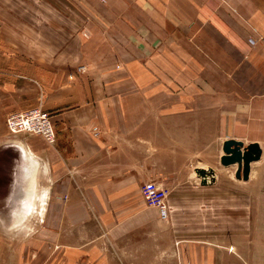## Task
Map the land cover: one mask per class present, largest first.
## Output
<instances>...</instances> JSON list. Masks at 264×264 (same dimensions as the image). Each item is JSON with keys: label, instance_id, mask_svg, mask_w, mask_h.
<instances>
[{"label": "crops", "instance_id": "obj_1", "mask_svg": "<svg viewBox=\"0 0 264 264\" xmlns=\"http://www.w3.org/2000/svg\"><path fill=\"white\" fill-rule=\"evenodd\" d=\"M37 106L55 145L8 132ZM228 139L264 155V0H0V204L38 203L0 219L42 218L0 223V264H249Z\"/></svg>", "mask_w": 264, "mask_h": 264}, {"label": "rangeland", "instance_id": "obj_2", "mask_svg": "<svg viewBox=\"0 0 264 264\" xmlns=\"http://www.w3.org/2000/svg\"><path fill=\"white\" fill-rule=\"evenodd\" d=\"M19 135V134H17ZM16 135V136H17ZM15 136V135H14ZM15 136V137H16ZM188 176L186 182H193L197 179ZM169 187V186H167ZM242 187V186H241ZM170 188V187H169ZM249 193V210L251 211V224L248 231L244 234L245 238L240 242L241 249L245 253V257L249 264H264V155L261 160L253 163L251 178L244 187ZM150 210H156L155 207L149 206ZM44 206V204H43ZM47 206V205H46ZM38 203H24L17 202L12 204H0V211L16 212L25 211L26 213H33L38 208ZM5 217V214H1ZM9 224V226L16 225L17 227H40L42 225V218H28L25 221L16 218L0 219V223ZM23 222V223H20ZM161 227L162 224L160 225Z\"/></svg>", "mask_w": 264, "mask_h": 264}, {"label": "built area", "instance_id": "obj_3", "mask_svg": "<svg viewBox=\"0 0 264 264\" xmlns=\"http://www.w3.org/2000/svg\"><path fill=\"white\" fill-rule=\"evenodd\" d=\"M79 70L83 71L84 67L80 66ZM6 125L11 135L21 133L39 135L49 145L57 143V131L53 118L42 106L9 114ZM97 130L95 128L96 135H98ZM140 190L145 202L158 210L161 219L167 220L169 217L168 196L170 188L157 182L147 181L142 184Z\"/></svg>", "mask_w": 264, "mask_h": 264}, {"label": "water", "instance_id": "obj_4", "mask_svg": "<svg viewBox=\"0 0 264 264\" xmlns=\"http://www.w3.org/2000/svg\"><path fill=\"white\" fill-rule=\"evenodd\" d=\"M224 154L221 164L225 167L236 166L235 177L248 181L251 178L252 164L262 158L263 148L257 142L246 144L237 139H228L223 143ZM197 177L201 184L215 181V172L212 168H197Z\"/></svg>", "mask_w": 264, "mask_h": 264}]
</instances>
